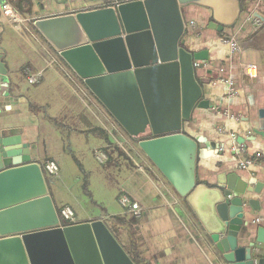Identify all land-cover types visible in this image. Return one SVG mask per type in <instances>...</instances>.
<instances>
[{"label":"water","instance_id":"1","mask_svg":"<svg viewBox=\"0 0 264 264\" xmlns=\"http://www.w3.org/2000/svg\"><path fill=\"white\" fill-rule=\"evenodd\" d=\"M189 5L209 9L207 28L219 32L239 15L238 0H137L38 19L32 27L189 207L216 260L262 264L248 243V212L257 204L249 195L256 188L234 176L214 187L197 184V144L181 132L182 120L205 103L193 64L204 52H189L181 41V9ZM9 94L0 55V97ZM0 264H134L104 222L61 225L36 144L1 128Z\"/></svg>","mask_w":264,"mask_h":264},{"label":"crops","instance_id":"2","mask_svg":"<svg viewBox=\"0 0 264 264\" xmlns=\"http://www.w3.org/2000/svg\"><path fill=\"white\" fill-rule=\"evenodd\" d=\"M2 3L10 4L27 22L21 32L0 19V55L10 92L8 97H0V128L19 135L23 144H36L41 169L47 161L58 166L51 156V151L60 154L51 138L56 129L80 135L104 132L125 152L124 145H131L137 155L134 159L126 152L132 166L113 157L114 201H106L103 194L99 202L91 200L105 206L103 211H88L71 193L64 207L72 210L76 224L104 222L134 264H224L216 260L217 254L189 207L32 27L38 19L104 8L101 0H0ZM238 4L235 23L221 32L207 28L212 21L209 9L195 5L181 9L185 24L182 43L189 52H204L202 60L193 64H197L194 79L202 92L200 100L205 102L193 109L188 120H182L181 132L197 144V184L214 187L219 178L234 176L256 188L249 195L257 204L248 212V243H254L256 260L262 259L264 264V138L254 134H264V0H238ZM255 15L262 23L259 28L253 26ZM249 65L256 68L254 78L244 74ZM31 76L35 83L29 81ZM116 134L129 143L118 140ZM234 145L243 152L234 151ZM94 148L98 147L93 146L92 151ZM244 160L252 163L243 168ZM47 189L55 207V188L47 185ZM123 193L141 208L138 217L119 206ZM69 203L76 207L78 219ZM258 231L260 244L256 243Z\"/></svg>","mask_w":264,"mask_h":264},{"label":"rangeland","instance_id":"3","mask_svg":"<svg viewBox=\"0 0 264 264\" xmlns=\"http://www.w3.org/2000/svg\"><path fill=\"white\" fill-rule=\"evenodd\" d=\"M93 133L80 135L75 134L67 129H56L52 138L53 146L58 147L60 154H54L51 151V156L57 161L59 166V178H53L47 175L44 171L43 177L48 186H54L53 196L55 199V208L59 213L65 203L69 202L72 194H75L77 201L82 203L90 212H101L105 209L103 205H95L91 200L99 202L103 197L109 202L114 201V193L116 191L117 181H114L115 162L113 157H121L122 160L129 162L131 159H138L135 150L131 145L125 144L126 152L116 146L114 140L107 133ZM116 138L123 142V138L116 134ZM135 144L136 142L133 141ZM93 146L102 149L107 155L108 161L105 164L98 163L92 153ZM69 187V190H67ZM103 194V195H102ZM75 212V217L78 219V211L76 207L69 203ZM117 209L116 204L114 205ZM120 209L118 208V211ZM61 222L68 224L67 221L61 218Z\"/></svg>","mask_w":264,"mask_h":264},{"label":"built area","instance_id":"4","mask_svg":"<svg viewBox=\"0 0 264 264\" xmlns=\"http://www.w3.org/2000/svg\"><path fill=\"white\" fill-rule=\"evenodd\" d=\"M137 0H110L109 3L103 5V7H113L116 9L120 5L128 4L131 2H134ZM0 19L3 23L9 24L12 27L19 28V30L22 32L23 25L27 22V19L23 18L20 14H18L11 6L10 4H0ZM253 26L254 28H259L262 23L257 18H252ZM232 49H236V45L234 43H230ZM197 66V64H194V66ZM256 68L255 66H246L244 68V74L248 78H254L256 76ZM29 81L31 83L36 82V78L31 76L29 78ZM229 87L231 88V93H233V84L231 82L228 83ZM232 140H235V137L233 135H230ZM124 141L126 143H129V140L124 136ZM234 151H238L239 153H242V147L241 146H235L233 148ZM93 156L95 160L100 164H105L108 161L107 154L98 148H94ZM252 163V160H244L241 162V166L243 168L247 167ZM42 171H44L47 175L53 178H59V168L57 164L53 161H47L42 165ZM118 204L121 207V209L131 214L134 217H138L141 213V208L131 199V197L125 193L121 194L118 198ZM59 220L61 221V218L67 221L68 225H75L76 221L74 218V214L72 210L68 207H64L59 212Z\"/></svg>","mask_w":264,"mask_h":264},{"label":"trees","instance_id":"5","mask_svg":"<svg viewBox=\"0 0 264 264\" xmlns=\"http://www.w3.org/2000/svg\"><path fill=\"white\" fill-rule=\"evenodd\" d=\"M101 2L105 5V4H107V3H109L110 2V0H101ZM57 214L59 215V213L57 212Z\"/></svg>","mask_w":264,"mask_h":264}]
</instances>
